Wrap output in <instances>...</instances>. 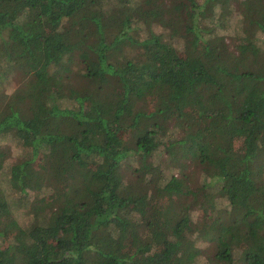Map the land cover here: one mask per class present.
<instances>
[{
	"label": "trees",
	"instance_id": "trees-1",
	"mask_svg": "<svg viewBox=\"0 0 264 264\" xmlns=\"http://www.w3.org/2000/svg\"><path fill=\"white\" fill-rule=\"evenodd\" d=\"M231 4L238 54L218 33ZM2 59L23 80L0 142L27 153L8 190L24 203L42 161L51 195L13 224L0 264H195L198 243L218 264H264V0H0ZM192 165L200 186L181 177ZM159 196L180 202L161 220ZM208 201L218 215L196 231ZM17 206L0 186L1 239Z\"/></svg>",
	"mask_w": 264,
	"mask_h": 264
},
{
	"label": "rangeland",
	"instance_id": "rangeland-1",
	"mask_svg": "<svg viewBox=\"0 0 264 264\" xmlns=\"http://www.w3.org/2000/svg\"><path fill=\"white\" fill-rule=\"evenodd\" d=\"M225 17H222V13L218 11L217 14H221V16H217L219 20H223V27L222 29L218 30V33H220L221 36H223L225 42L227 43V46L231 51H234L235 53L238 54V47H241L239 50H243V46L246 45V43L242 40L244 38V32L241 29V25L238 23L239 21V16L237 14V9L234 5H229V10ZM224 16V15H223ZM240 22V21H239ZM153 31L156 33H163L165 34L168 39V33L172 37H175L176 35L175 31L172 30L171 27L169 29L164 30L163 28L157 27L153 28ZM142 36L145 35L144 32L141 33ZM173 39V38H172ZM170 39V40H172ZM181 41V40H180ZM182 51V50H181ZM180 51V52H181ZM76 64V63H75ZM81 67L75 65L73 68L74 74L80 72ZM0 107H2L7 100L18 90L19 87H21L22 84V74L13 67L12 64H8L5 60H0ZM140 108L142 107V104H139ZM153 105L149 103L146 105L145 110H151ZM173 126V125H172ZM172 128H164L166 130V137L173 135L171 133ZM0 152L2 154V159H3V170H2V176L0 178V186L4 190L5 194L11 202H18L17 209L12 210V216L7 219V223L11 226L6 231V235L4 236L3 239L0 238V245L7 246L8 244V239L14 234L15 228L13 226L14 223H24L28 222L29 217H30V206L29 203H31L34 200H47L49 199V196L51 195V191L48 187H46L44 184V175L45 173L43 172V165L44 162L38 161L35 165L37 170L42 171L40 172L41 176V181H40V188L37 189L35 192H30L28 193V196L24 198V203H21L19 205V200L21 199V196L12 194L8 190V172L9 168L17 163L18 161L22 160L26 156L25 149H23L18 142H16L13 138L11 137H6L4 140L0 142ZM257 165L259 164L256 163ZM136 163L134 159H129L125 161V164L122 169V174L124 176L125 181L127 179H130V173H131V168H135ZM169 175V174H168ZM262 177L264 178V167L262 168L261 172ZM182 178H185L186 181L188 180V183L193 186H200L201 183V173L200 170L196 166H191L187 171L185 172L184 176H181ZM152 203L155 207V211L157 214V219H163L164 217V211L165 208L168 206L172 207H178L180 202L176 198L168 199L165 196H159L155 199L152 200ZM224 204L221 203V206ZM220 205L217 204L215 205L212 201H208L207 203V212L204 213L201 208H197L193 210L192 214V220H193V227L194 230L198 231L204 228H207L210 221L218 215V208ZM120 243V242H119ZM122 245H124V242H121ZM125 246V245H124ZM119 253H120V245H117L114 247ZM197 250H198V257L195 261V264H218L213 260L212 257V248L206 244V243H198L197 244ZM125 249V248H124ZM122 248V252L124 251Z\"/></svg>",
	"mask_w": 264,
	"mask_h": 264
}]
</instances>
